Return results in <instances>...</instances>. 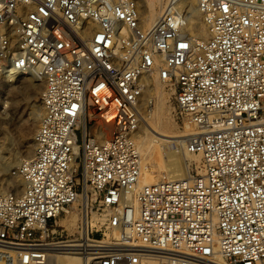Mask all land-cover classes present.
<instances>
[{
  "label": "built area",
  "instance_id": "2783aa9c",
  "mask_svg": "<svg viewBox=\"0 0 264 264\" xmlns=\"http://www.w3.org/2000/svg\"><path fill=\"white\" fill-rule=\"evenodd\" d=\"M177 1L144 29L136 0H0V70L39 67L45 110L24 187L0 193V264H264V0H199L202 42ZM156 56L201 172L139 185Z\"/></svg>",
  "mask_w": 264,
  "mask_h": 264
},
{
  "label": "bare ground",
  "instance_id": "6f19581e",
  "mask_svg": "<svg viewBox=\"0 0 264 264\" xmlns=\"http://www.w3.org/2000/svg\"><path fill=\"white\" fill-rule=\"evenodd\" d=\"M138 1L139 0H136L137 8L139 9L141 6L139 5ZM142 1L144 2V4L142 5V10H138L140 26L144 29H148L156 21L157 17L160 15L161 11L164 8L163 6L164 4L162 0H142ZM191 1L192 4H190L189 0L177 1L179 3L178 5H180L181 8L184 9L186 8L188 11L190 10L188 12L189 22H192L191 20H193L195 16L197 17V14H200V9L198 6L199 0H191ZM158 5L160 7L159 9L157 8ZM140 16H142L143 22L146 25V27L143 25ZM196 26H198V23L196 24ZM200 26H201V30L205 34V37L209 35L210 28L209 25L204 20V18L201 20ZM196 29H198V27ZM124 31L126 32V30ZM187 31L189 32L188 26H187ZM194 35H195L194 36L195 38L193 37L194 39L196 40L200 39L198 42H202L203 40L206 39L205 37L200 38L201 36L199 31L196 32ZM161 63H162L161 57L156 56L153 70L149 74L145 75L144 89L141 95V104L142 107L144 106L142 111L143 118H142V123L137 129V135H136V137L138 138L137 143L139 141L138 148L141 153V169L139 176V185H144V183L145 184L154 183L163 179H178V178L188 177L190 173L186 171V168L182 166V159H183L182 155H184L183 152H181L182 150H184L186 155H188L190 158H195L197 160H200V154L189 151L186 145L187 136L195 128L194 123H192L187 118H184L186 119V121H188V123L192 124L193 130L189 131L188 129H184L181 131H174L172 129V125L168 117V108H170L168 105L169 98L167 93L164 91V84H162L158 79V72ZM23 72L24 71L16 70L8 66H5L0 70V73L3 74L5 73L10 80H16L17 78H19V76H23L22 74ZM153 72H155V76L152 77ZM27 73H29L32 76H37L41 78L40 80L44 81V77L40 72V68L37 66H34L30 70H28ZM148 91H153L154 97L148 98L147 96ZM44 112H45L44 104H43V99L41 97V103L39 104L36 112V115L38 116L40 123L43 119ZM108 117H112V115L109 114ZM30 143L31 144L29 149L25 152L24 155L25 157L23 158L24 161L27 160L32 155L35 145L34 137H33V141H31ZM172 143L179 145L182 148L181 151H178L179 159L177 158L178 159L177 161L173 160V154L175 150H172L170 147ZM19 166L17 168H19ZM17 168L14 173L21 176L22 179L19 178L20 183L19 182L18 183L21 185V187L22 185L24 187L25 184L24 178L21 172L17 170ZM11 183L12 186L14 187L13 191H19L17 184L14 181H12ZM0 193H5V192L0 190ZM73 207L77 208V204H75ZM67 214H68V218L67 217L66 218L64 217L65 219L62 218V223L67 224L70 228L73 229L77 226L80 220L79 212L76 210L75 211L69 210ZM83 222H84V229H86L85 216L83 218ZM52 262H54V264H85V258L79 255L61 252L53 255ZM214 262L215 264H230L224 258V256L219 252L215 254Z\"/></svg>",
  "mask_w": 264,
  "mask_h": 264
},
{
  "label": "rangeland",
  "instance_id": "374dc122",
  "mask_svg": "<svg viewBox=\"0 0 264 264\" xmlns=\"http://www.w3.org/2000/svg\"><path fill=\"white\" fill-rule=\"evenodd\" d=\"M138 2L141 6L138 10H142L144 2L142 0H139ZM162 2L165 7L168 0H162ZM189 2L192 4L191 0H189ZM157 8H160L159 5ZM185 10L187 9L185 8ZM140 17L143 25L146 27L142 16ZM202 19L203 16L200 11V14H197V17L195 16L194 19L191 20L192 22H189L188 30L193 37L198 31L200 32V38L205 37V34L201 30L200 26ZM195 22L196 24L198 23V26H196ZM197 27L198 29H196ZM207 37L208 35L205 38ZM199 40L200 39H198V41ZM22 74L23 76H19L16 80H10L5 73H0V190L5 193L13 191L14 187L12 186V181L17 184L19 191L22 190L23 185L21 187L19 184V181L22 178L14 172L24 161L23 158L25 157V152L29 149L31 144L30 142L33 141L35 132L40 124V120L36 115V112L39 104L41 103L44 81L40 80L41 78L32 76L27 72H23ZM153 76H155V72H153L152 77ZM164 91L167 93L169 98L168 105L170 108H168V117L171 122L172 129L174 131H181L184 129H188L189 131L193 130L192 124L188 123L186 119L177 113V105L173 88L164 84ZM147 96L148 98L154 97V92L148 91ZM170 147L172 150H175L173 160L177 161L179 159L178 151H181L182 148L174 143H172ZM181 152L184 154L182 155V166L186 168V171L190 174L200 173L201 161L195 158H190L186 155L184 150ZM70 210H76L79 212L78 208L75 207L70 208ZM66 217L68 218V214L65 218ZM62 218L65 219L64 217ZM62 218L60 219V222H62Z\"/></svg>",
  "mask_w": 264,
  "mask_h": 264
}]
</instances>
